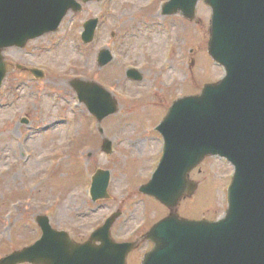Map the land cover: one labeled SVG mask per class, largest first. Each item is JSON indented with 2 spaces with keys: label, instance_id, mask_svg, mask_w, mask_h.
I'll use <instances>...</instances> for the list:
<instances>
[{
  "label": "rangeland",
  "instance_id": "374dc122",
  "mask_svg": "<svg viewBox=\"0 0 264 264\" xmlns=\"http://www.w3.org/2000/svg\"><path fill=\"white\" fill-rule=\"evenodd\" d=\"M167 1L88 4L67 16L56 33L30 41L23 50L4 52L8 72L0 87V259L41 237L39 215L81 241L120 212L112 236L119 242H140L156 221L170 214L139 192L162 158L156 128L175 100L219 82L224 69L208 54L210 7L201 1L196 19L189 21L180 14L163 16ZM95 17L101 20L96 39L84 44L83 25ZM106 49L115 58L101 68L99 53ZM131 68L142 72V82L127 77ZM29 69L43 71L44 77L35 80ZM78 81L101 85L118 103V113L101 123L115 146L109 157L101 150L104 139L97 121L80 102ZM44 123L51 128L41 132ZM54 123L66 127L53 133ZM98 169L111 171L110 198L95 202L90 187ZM232 176L226 160L207 158L190 175L198 184L196 194L186 195L176 211L191 219H222ZM151 248L143 242L129 264H140Z\"/></svg>",
  "mask_w": 264,
  "mask_h": 264
},
{
  "label": "water",
  "instance_id": "95a60500",
  "mask_svg": "<svg viewBox=\"0 0 264 264\" xmlns=\"http://www.w3.org/2000/svg\"><path fill=\"white\" fill-rule=\"evenodd\" d=\"M198 1L170 0L163 14L182 12L193 20ZM204 2L213 13L209 53L226 75L205 86L200 96L174 103L159 127L166 141L163 161L142 192L174 208L186 189L193 193L197 188L188 182V174L207 156H219L235 168L229 208L219 222L180 220L175 214L161 221L148 234L155 247L143 264H264V0ZM81 9L76 0H0V84L5 72L3 49L23 47L56 31L70 10ZM97 25V19L85 24V43L93 41ZM111 60L109 51L100 53L101 66ZM127 75L142 80L136 70ZM91 86L88 93L105 101L104 112H99L95 97L90 99L87 91L80 90L81 100L100 120L115 113L117 105L110 94ZM110 145L106 143L108 149ZM109 177L108 172H98L92 190L95 200L108 197ZM118 216L84 245L73 243L65 232L54 231L48 218L39 217L40 242L0 264H125L134 246L112 241L110 230ZM96 241L102 245H95ZM71 243L75 245L69 250Z\"/></svg>",
  "mask_w": 264,
  "mask_h": 264
},
{
  "label": "bare ground",
  "instance_id": "6f19581e",
  "mask_svg": "<svg viewBox=\"0 0 264 264\" xmlns=\"http://www.w3.org/2000/svg\"><path fill=\"white\" fill-rule=\"evenodd\" d=\"M140 142H141V141H140ZM137 145H138V148H139V147H140V144H137ZM174 168H175V167H174ZM174 168H173V169H174ZM176 170H177V169H175V171H176ZM166 182H167V181H166ZM188 188H189V187H188ZM187 190H188V189H186V191H187ZM186 191H185V192H186ZM161 192H163V191H161ZM165 201H166V200H165ZM74 245H75V244H72V243H71V244L69 245V248H68V249L70 250V248H74V247H73Z\"/></svg>",
  "mask_w": 264,
  "mask_h": 264
}]
</instances>
